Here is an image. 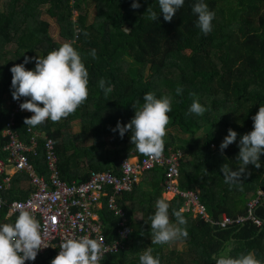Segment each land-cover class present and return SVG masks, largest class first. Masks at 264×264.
Masks as SVG:
<instances>
[{
  "label": "trees",
  "instance_id": "16d2710c",
  "mask_svg": "<svg viewBox=\"0 0 264 264\" xmlns=\"http://www.w3.org/2000/svg\"><path fill=\"white\" fill-rule=\"evenodd\" d=\"M132 2L0 0V159L5 157L2 130L12 104L25 102L23 97L13 99L11 67L24 63L27 57L30 62L25 68L34 70L38 57L68 42L81 55L89 74L86 101L67 118L56 123L46 120L35 127L24 124L31 112L19 113L14 127L21 139L29 138L30 129L53 140L62 180L80 184L92 172L120 176L123 161L145 157L130 143V133L121 138L119 131L112 129L118 121L129 123L135 114L133 104L139 101L136 106H141L143 96L151 92L157 98L172 97L163 153H182L180 189L197 192L215 220L223 215L233 219L245 215L249 200L259 189L264 190V154L260 156L261 167L248 165L240 183H225L220 169L226 163L233 171L239 170L240 138L253 130L252 117L264 105V0H203L215 14L207 35L196 26L198 17L192 12L198 0H185L171 22L164 20L158 0H137L138 9L131 7ZM149 7L159 15L157 21L148 18ZM46 17L56 25L57 40L50 36L51 24ZM125 56L142 68L132 74ZM100 79L112 88L107 96L98 86ZM177 86L183 89L181 95L176 94ZM189 93H195L206 108L202 116L189 112L194 99ZM75 122L80 128L77 133L72 132ZM229 129L237 132V140L221 154L220 144ZM42 143L38 138L37 154L30 159L44 174ZM165 180L166 168L157 166L144 173L131 192L117 197L133 232L123 250L107 255L100 264H140L139 256L149 247L160 264H215L214 257L219 255L239 258L249 252L264 264V199L256 212L263 221L261 226L245 222L221 228L183 212L186 224L180 227L188 236L181 238L186 240L187 249L180 251L172 242L151 244L149 216L154 215L157 200L163 198ZM25 181L29 182L27 175H15L5 197L25 199L29 193L21 187ZM108 201V197L103 198L97 213L106 238L113 243L120 237L122 218L109 208ZM167 202L170 222L176 223L173 211L184 207V199L177 196ZM6 215L7 208L0 210V218Z\"/></svg>",
  "mask_w": 264,
  "mask_h": 264
},
{
  "label": "clouds",
  "instance_id": "9594fccd",
  "mask_svg": "<svg viewBox=\"0 0 264 264\" xmlns=\"http://www.w3.org/2000/svg\"><path fill=\"white\" fill-rule=\"evenodd\" d=\"M185 0H158L160 12L166 22H171L176 12L184 4ZM131 7L138 9L140 4L133 0ZM148 18L158 20V14L150 7L146 10ZM192 12L197 15L196 26L207 35L212 31L214 12L203 0H198L192 7ZM80 31V30H77ZM87 36V32H84ZM96 58L95 51L91 53ZM26 57L24 63L11 67V88L14 100L21 97L27 98L19 106L21 110H27L33 115L24 120L26 126L35 127L46 120L56 123L73 114L76 109L86 101L88 97V71L82 62L81 55L71 43L65 42L58 49L50 51L45 57H38L35 61V69L28 70L25 64L29 63ZM99 88L107 96L112 88L106 86V81H98ZM183 89L176 88V94L181 95ZM194 97L189 112L202 116L206 108L201 105L195 93H189ZM143 104L139 107V101L133 104L134 117L126 125L117 122L113 132L119 131L121 138L125 133H130V143L141 155L150 159H158L164 151V137L167 135V125L170 122L168 113L171 112L172 97L162 96L157 98L154 93H146L143 96ZM41 105H43L41 107ZM253 130L244 134L239 141L238 159L239 170L233 171L228 164L221 166V172L225 183L232 185L242 182L241 177L246 172L248 165L256 169L261 167L260 156L264 154V105H260L258 112L252 117ZM237 132L232 129L224 137L220 144L223 154L230 144L237 140ZM250 174V173H249ZM154 215L149 216L151 221V244L163 245L171 243L181 237L187 238L188 232L180 225L186 224L182 213L184 209L174 210L176 223L170 222L169 203L161 198L156 202ZM16 208L19 214L14 223L0 224V264H25V261H34L38 251L48 247L44 244L41 225L36 217L21 204ZM60 251L51 264H100L104 253L102 244L88 235L80 237H66L59 245ZM215 264H262L256 259L253 252L241 254L239 258L228 255L214 257ZM140 264H160L158 258L152 255V248L144 250L139 256Z\"/></svg>",
  "mask_w": 264,
  "mask_h": 264
},
{
  "label": "built area",
  "instance_id": "2783aa9c",
  "mask_svg": "<svg viewBox=\"0 0 264 264\" xmlns=\"http://www.w3.org/2000/svg\"><path fill=\"white\" fill-rule=\"evenodd\" d=\"M23 99V98H22ZM24 100V99H23ZM21 101L14 102L9 118L2 130V136L6 139L3 147L5 157L0 159V210L7 208V218L14 219L19 214L16 208L21 204L30 211L40 222L44 244L48 247L38 251L34 261L27 260L25 264H42L49 258L47 264L58 255L60 243L66 237H80L88 235L102 244L105 250L100 263L109 254L117 253L126 247L133 230L127 225L125 215L117 204V197L124 192H131L144 173L157 166L166 168V180L164 192H170L175 197L184 199L183 212L191 213L204 221L221 228L252 222L261 226L262 219L256 214L257 209L264 199V190L259 189L257 196L249 200L245 215L233 219L223 215L215 220L208 214L205 205L200 201L199 194L195 191L182 190L179 187V176L182 153L172 151L163 153L158 159L148 157H133L121 164V174L116 176L110 172H92L90 178L83 183H67L62 180L59 171V159L53 140L28 129L31 133L27 140L21 139L15 127V116L22 112ZM38 138H42V148L45 151L46 172L39 173L30 159V155L36 156L38 150ZM25 174L32 187L26 199L10 200L5 197V192L12 186L15 175ZM109 198L108 204L122 218L119 223V239L110 243L104 234L103 224L97 213L103 206V198Z\"/></svg>",
  "mask_w": 264,
  "mask_h": 264
},
{
  "label": "rangeland",
  "instance_id": "374dc122",
  "mask_svg": "<svg viewBox=\"0 0 264 264\" xmlns=\"http://www.w3.org/2000/svg\"><path fill=\"white\" fill-rule=\"evenodd\" d=\"M46 20H48L50 22V24H51V27H49V33H50L51 38L53 40H57L58 31L56 29V25H55L54 21H52V19H49L47 17H46ZM8 50L9 51H13V46H9ZM124 59L128 63V65L126 67L128 68V70L130 72H132V74H135L138 71V69L142 68V65L134 63V61H132L129 57L125 56ZM144 72H145V75L148 74V70L146 68H144ZM173 79H174V77H173ZM23 99L26 100L27 98L23 97ZM107 129L109 130V127ZM79 131H80L79 123L78 122L73 123L72 124V132L73 133H77ZM107 140H111V138L109 136H107ZM212 150H214V148ZM216 154H219V153H216ZM223 157L224 156L222 155V158ZM163 198L166 199L167 201H171V200H173L175 198V196H174V194L171 195L170 192H166V193L164 192L163 193ZM171 246L174 247V248L179 249L180 251H185L187 249L186 240L183 239V238H180V239H177V240L173 241Z\"/></svg>",
  "mask_w": 264,
  "mask_h": 264
},
{
  "label": "crops",
  "instance_id": "0c3cea01",
  "mask_svg": "<svg viewBox=\"0 0 264 264\" xmlns=\"http://www.w3.org/2000/svg\"><path fill=\"white\" fill-rule=\"evenodd\" d=\"M33 115V113H31V116ZM21 187H22V189H23V191H25V192H29L28 193V196H29V194H30V191L32 190V187L30 186V184H29V182L28 181H25V182H22V185H21ZM27 196V197H28ZM26 197V198H27ZM25 198V199H26ZM16 199H22V198H16ZM3 223H13V219H11V218H7V216L5 217V218H0V224H3Z\"/></svg>",
  "mask_w": 264,
  "mask_h": 264
}]
</instances>
